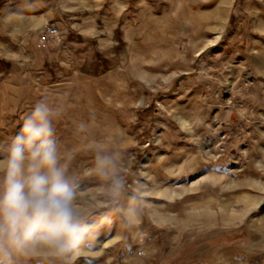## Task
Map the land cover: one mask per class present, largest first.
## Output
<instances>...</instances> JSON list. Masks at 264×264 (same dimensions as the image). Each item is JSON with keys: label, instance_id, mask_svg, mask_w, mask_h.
Listing matches in <instances>:
<instances>
[{"label": "rangeland", "instance_id": "374dc122", "mask_svg": "<svg viewBox=\"0 0 264 264\" xmlns=\"http://www.w3.org/2000/svg\"><path fill=\"white\" fill-rule=\"evenodd\" d=\"M37 103L85 241L11 264H264V0H0V164Z\"/></svg>", "mask_w": 264, "mask_h": 264}, {"label": "clouds", "instance_id": "9594fccd", "mask_svg": "<svg viewBox=\"0 0 264 264\" xmlns=\"http://www.w3.org/2000/svg\"><path fill=\"white\" fill-rule=\"evenodd\" d=\"M52 116L46 104L37 103L0 164V264H11L14 254L41 250L76 256L85 241L76 187L60 163ZM121 187L120 178L113 177V190Z\"/></svg>", "mask_w": 264, "mask_h": 264}, {"label": "built area", "instance_id": "2783aa9c", "mask_svg": "<svg viewBox=\"0 0 264 264\" xmlns=\"http://www.w3.org/2000/svg\"><path fill=\"white\" fill-rule=\"evenodd\" d=\"M49 34H52V35L56 34V30L55 29H50L49 30Z\"/></svg>", "mask_w": 264, "mask_h": 264}]
</instances>
